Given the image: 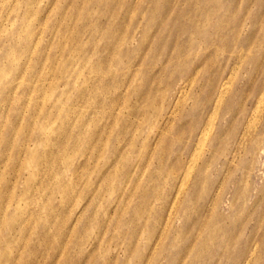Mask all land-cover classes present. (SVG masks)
I'll list each match as a JSON object with an SVG mask.
<instances>
[{"label":"rangeland","instance_id":"rangeland-1","mask_svg":"<svg viewBox=\"0 0 264 264\" xmlns=\"http://www.w3.org/2000/svg\"><path fill=\"white\" fill-rule=\"evenodd\" d=\"M0 264H264V0H0Z\"/></svg>","mask_w":264,"mask_h":264}]
</instances>
